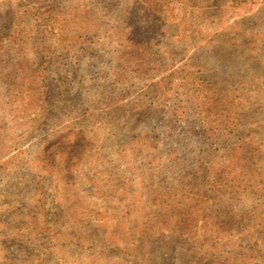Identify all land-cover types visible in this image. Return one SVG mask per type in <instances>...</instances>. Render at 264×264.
Returning a JSON list of instances; mask_svg holds the SVG:
<instances>
[{"label": "rangeland", "instance_id": "rangeland-1", "mask_svg": "<svg viewBox=\"0 0 264 264\" xmlns=\"http://www.w3.org/2000/svg\"><path fill=\"white\" fill-rule=\"evenodd\" d=\"M0 264H264V0H0Z\"/></svg>", "mask_w": 264, "mask_h": 264}]
</instances>
